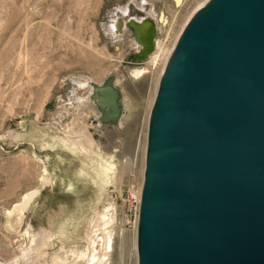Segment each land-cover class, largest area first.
<instances>
[{
  "label": "rangeland",
  "instance_id": "1",
  "mask_svg": "<svg viewBox=\"0 0 264 264\" xmlns=\"http://www.w3.org/2000/svg\"><path fill=\"white\" fill-rule=\"evenodd\" d=\"M209 1L0 0V264H141L128 200L170 59ZM133 18L156 27L146 55ZM109 79L117 120L94 87Z\"/></svg>",
  "mask_w": 264,
  "mask_h": 264
},
{
  "label": "water",
  "instance_id": "2",
  "mask_svg": "<svg viewBox=\"0 0 264 264\" xmlns=\"http://www.w3.org/2000/svg\"><path fill=\"white\" fill-rule=\"evenodd\" d=\"M94 87L117 120L113 80ZM146 176L141 264H264V0H210L189 21L153 107Z\"/></svg>",
  "mask_w": 264,
  "mask_h": 264
},
{
  "label": "bare ground",
  "instance_id": "3",
  "mask_svg": "<svg viewBox=\"0 0 264 264\" xmlns=\"http://www.w3.org/2000/svg\"><path fill=\"white\" fill-rule=\"evenodd\" d=\"M131 23L135 26L136 39L143 46L142 55H146L153 47L156 39V27L154 23L147 18L137 20L136 18L131 20ZM108 248L112 246L111 236L108 238ZM93 259V258H92Z\"/></svg>",
  "mask_w": 264,
  "mask_h": 264
},
{
  "label": "built area",
  "instance_id": "4",
  "mask_svg": "<svg viewBox=\"0 0 264 264\" xmlns=\"http://www.w3.org/2000/svg\"><path fill=\"white\" fill-rule=\"evenodd\" d=\"M135 204V206H133ZM141 204H142V199L141 197L131 194L128 200V206H130L129 209V214H128V224L131 223L132 218L135 217L134 222H138L139 225V220H140V211H141Z\"/></svg>",
  "mask_w": 264,
  "mask_h": 264
}]
</instances>
